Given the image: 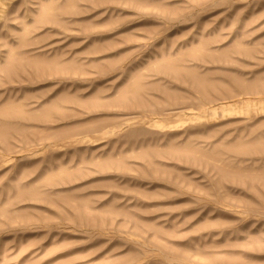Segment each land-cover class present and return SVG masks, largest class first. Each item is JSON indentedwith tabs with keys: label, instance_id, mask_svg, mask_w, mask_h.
<instances>
[{
	"label": "rangeland",
	"instance_id": "obj_1",
	"mask_svg": "<svg viewBox=\"0 0 264 264\" xmlns=\"http://www.w3.org/2000/svg\"><path fill=\"white\" fill-rule=\"evenodd\" d=\"M0 264H264V0H0Z\"/></svg>",
	"mask_w": 264,
	"mask_h": 264
},
{
	"label": "bare ground",
	"instance_id": "obj_2",
	"mask_svg": "<svg viewBox=\"0 0 264 264\" xmlns=\"http://www.w3.org/2000/svg\"><path fill=\"white\" fill-rule=\"evenodd\" d=\"M261 100H262V99H260V101H261ZM16 106H17V105H16ZM4 109H5V107H4ZM4 109H3V110H4ZM11 114H12V113H11ZM26 114H27V113H26ZM38 115H39V114H38ZM189 115H190V114H189ZM29 116H30V115H29ZM32 116H33V115H32ZM34 116H35V115H34ZM30 117H31V116H30ZM203 118H204V117H203ZM181 122H182V121H181Z\"/></svg>",
	"mask_w": 264,
	"mask_h": 264
}]
</instances>
